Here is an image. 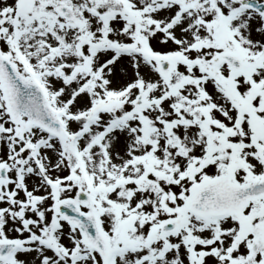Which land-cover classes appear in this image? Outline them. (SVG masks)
<instances>
[{
	"label": "snow or ice",
	"instance_id": "6c2138e0",
	"mask_svg": "<svg viewBox=\"0 0 264 264\" xmlns=\"http://www.w3.org/2000/svg\"><path fill=\"white\" fill-rule=\"evenodd\" d=\"M0 264H264V0H0Z\"/></svg>",
	"mask_w": 264,
	"mask_h": 264
}]
</instances>
